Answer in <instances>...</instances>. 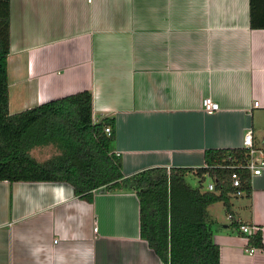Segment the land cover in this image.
<instances>
[{"label":"crops","instance_id":"1","mask_svg":"<svg viewBox=\"0 0 264 264\" xmlns=\"http://www.w3.org/2000/svg\"><path fill=\"white\" fill-rule=\"evenodd\" d=\"M10 10L19 107L91 92L93 122L115 119L125 176L203 168L206 150L241 149L249 131L264 149V29H251L250 0H11ZM206 98L220 110L207 114ZM251 186L235 220L207 211L221 264H264V170ZM237 222L261 230L262 249L247 252ZM0 264L161 262L133 193L98 190L88 203L63 183L0 182Z\"/></svg>","mask_w":264,"mask_h":264},{"label":"trees","instance_id":"2","mask_svg":"<svg viewBox=\"0 0 264 264\" xmlns=\"http://www.w3.org/2000/svg\"><path fill=\"white\" fill-rule=\"evenodd\" d=\"M10 2L0 0V182L63 183L88 203L98 190L133 193L140 207V236L161 264H221L214 222L207 211L222 203L231 215L238 198L232 187L233 173L241 179V197L251 199V175L245 168L251 159L249 150L209 149L203 168H150L125 176L122 158L113 152L115 119L93 122L91 92L11 114ZM250 26L264 29V0H250ZM107 127L111 135L106 134ZM48 146L57 154L47 161L41 163L32 156L34 149ZM190 173L200 179V188L187 183ZM207 181L214 184V191H203ZM248 238V248H263L260 229Z\"/></svg>","mask_w":264,"mask_h":264},{"label":"built area","instance_id":"3","mask_svg":"<svg viewBox=\"0 0 264 264\" xmlns=\"http://www.w3.org/2000/svg\"><path fill=\"white\" fill-rule=\"evenodd\" d=\"M254 105H255V107H259V102H256ZM203 108H204V111L210 115L214 114L220 110L219 104L217 102H215L212 98H206L203 100ZM105 132H106V134L111 135V128L107 127L105 129ZM242 148L248 149L250 152L251 159L245 168L250 172L251 178L253 176L261 175L263 170H264V153L262 151H257L255 149L252 131H249L245 135ZM117 155H119V154H117ZM232 169L235 170L234 168H232ZM231 181H232V187L236 190L235 196L238 198L241 197L243 195V193L241 191V179L237 173L232 174ZM207 190L214 191V184L213 183L207 184ZM229 219L235 220V218L232 215H229ZM238 227H239L240 232L242 234H244L248 240H249L248 237L252 236L257 231H259L258 227L250 226L247 224H239ZM95 231L97 232V229H95ZM55 243H57V241H55ZM246 250L250 255H253L259 249L255 248V247H249V248L247 247Z\"/></svg>","mask_w":264,"mask_h":264},{"label":"rangeland","instance_id":"4","mask_svg":"<svg viewBox=\"0 0 264 264\" xmlns=\"http://www.w3.org/2000/svg\"><path fill=\"white\" fill-rule=\"evenodd\" d=\"M12 68H13V63H11L10 66L8 65V75H9V79L13 78V80H14V76L12 74V70H13ZM24 92H25V98H24L25 102L26 101L30 102L31 101V97H29V95L31 93L30 90H27V91H24ZM16 93L19 94V92H16V87L10 88V106L9 107H10L11 114H15V113H18V112L22 111V108L19 107L20 99H19V97L17 96ZM32 154L35 155L37 158L43 160V159L48 158V157L50 159V156L51 155L53 156V155L57 154V151L56 150L54 151L53 147L48 146V148H43L42 147V148L34 149ZM187 183L192 188H195V189L201 187L200 179L197 176H195L193 173L188 174ZM207 184H208V181L204 183L203 191L205 189H207ZM215 208L224 211L223 217L224 218L226 217L225 207L223 206L222 203L217 204ZM209 218L211 219V216H209Z\"/></svg>","mask_w":264,"mask_h":264}]
</instances>
